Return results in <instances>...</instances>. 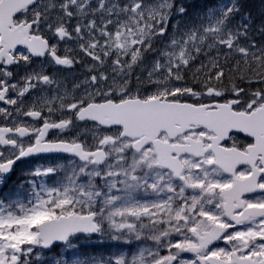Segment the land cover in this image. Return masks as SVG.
I'll return each mask as SVG.
<instances>
[{"label":"snow or ice","instance_id":"snow-or-ice-1","mask_svg":"<svg viewBox=\"0 0 264 264\" xmlns=\"http://www.w3.org/2000/svg\"><path fill=\"white\" fill-rule=\"evenodd\" d=\"M192 8L0 0V264H264V17Z\"/></svg>","mask_w":264,"mask_h":264},{"label":"rangeland","instance_id":"rangeland-1","mask_svg":"<svg viewBox=\"0 0 264 264\" xmlns=\"http://www.w3.org/2000/svg\"><path fill=\"white\" fill-rule=\"evenodd\" d=\"M96 240H89V241H82L87 245H92V242H100L97 238H95ZM80 244V242H79ZM106 250L102 251V252H108V251H116V249L114 247H112L110 244H104ZM83 249V248H81ZM76 251V249H68L66 246H62L59 247L56 251L53 252H49L44 254V251L40 257V264H54V261L56 259H60V258H72L75 259L76 257L73 255V253Z\"/></svg>","mask_w":264,"mask_h":264},{"label":"trees","instance_id":"trees-1","mask_svg":"<svg viewBox=\"0 0 264 264\" xmlns=\"http://www.w3.org/2000/svg\"><path fill=\"white\" fill-rule=\"evenodd\" d=\"M199 1L203 2V3H207L210 1L215 2L216 0H199ZM188 2L197 3L198 0H191ZM242 2L244 4V8H246L245 10L251 12L252 15L256 18V22L259 23V21L262 17L260 18V16H258L257 14H258L259 9L264 11V0H242ZM83 250H86L89 253L100 252V250H98V247L95 246V244L94 245H88L87 247H84Z\"/></svg>","mask_w":264,"mask_h":264},{"label":"flooded vegetation","instance_id":"flooded-vegetation-1","mask_svg":"<svg viewBox=\"0 0 264 264\" xmlns=\"http://www.w3.org/2000/svg\"><path fill=\"white\" fill-rule=\"evenodd\" d=\"M73 71L78 74V73H80L82 71V69L79 66H77L76 69H74ZM21 74H23V71H21ZM0 106H2V105H0ZM238 139L241 140V141H243L245 139V135L244 134H240V136L238 137ZM33 162H38V160H36L34 158H28V159H24V160L18 162L17 165L15 166L13 172L8 177L7 181L14 180V178H16L17 175L20 174V173L21 174H24L25 171L30 168L29 166ZM219 246L223 247L224 245L221 243ZM188 255H190V254H188Z\"/></svg>","mask_w":264,"mask_h":264},{"label":"water","instance_id":"water-1","mask_svg":"<svg viewBox=\"0 0 264 264\" xmlns=\"http://www.w3.org/2000/svg\"><path fill=\"white\" fill-rule=\"evenodd\" d=\"M60 244H62V243H59V242H58L56 245H60Z\"/></svg>","mask_w":264,"mask_h":264},{"label":"bare ground","instance_id":"bare-ground-1","mask_svg":"<svg viewBox=\"0 0 264 264\" xmlns=\"http://www.w3.org/2000/svg\"><path fill=\"white\" fill-rule=\"evenodd\" d=\"M246 4V3H245ZM254 7V6H253ZM246 9V8H245ZM254 14V13H253ZM19 165V164H18Z\"/></svg>","mask_w":264,"mask_h":264}]
</instances>
